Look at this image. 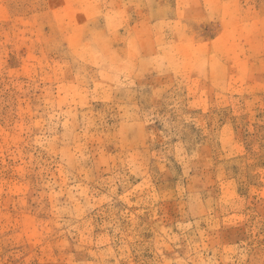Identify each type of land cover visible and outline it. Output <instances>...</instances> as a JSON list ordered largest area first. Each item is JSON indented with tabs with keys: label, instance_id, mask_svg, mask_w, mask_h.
I'll use <instances>...</instances> for the list:
<instances>
[{
	"label": "rangeland",
	"instance_id": "rangeland-1",
	"mask_svg": "<svg viewBox=\"0 0 264 264\" xmlns=\"http://www.w3.org/2000/svg\"><path fill=\"white\" fill-rule=\"evenodd\" d=\"M0 264H264V0H0Z\"/></svg>",
	"mask_w": 264,
	"mask_h": 264
}]
</instances>
